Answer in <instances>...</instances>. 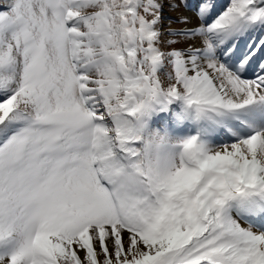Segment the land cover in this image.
I'll return each mask as SVG.
<instances>
[{"label":"snow or ice","instance_id":"obj_1","mask_svg":"<svg viewBox=\"0 0 264 264\" xmlns=\"http://www.w3.org/2000/svg\"><path fill=\"white\" fill-rule=\"evenodd\" d=\"M0 264H264V0H0Z\"/></svg>","mask_w":264,"mask_h":264},{"label":"rangeland","instance_id":"obj_2","mask_svg":"<svg viewBox=\"0 0 264 264\" xmlns=\"http://www.w3.org/2000/svg\"><path fill=\"white\" fill-rule=\"evenodd\" d=\"M175 13H169L167 9L165 10V16H174Z\"/></svg>","mask_w":264,"mask_h":264}]
</instances>
